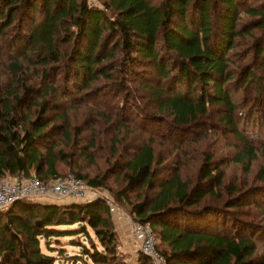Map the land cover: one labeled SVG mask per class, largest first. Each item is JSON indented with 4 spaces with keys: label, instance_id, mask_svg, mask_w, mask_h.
<instances>
[{
    "label": "trees",
    "instance_id": "obj_1",
    "mask_svg": "<svg viewBox=\"0 0 264 264\" xmlns=\"http://www.w3.org/2000/svg\"><path fill=\"white\" fill-rule=\"evenodd\" d=\"M98 1L0 0V42L13 56L6 62L10 78L0 85V177L32 175L46 182L67 174L57 166L64 163L91 189L106 190L113 198L110 201L131 220L147 223L168 264H264V257L255 255L257 244L252 238L258 225L235 219L234 230L225 229L229 215L225 207L241 208L243 194L235 197L233 187H228L232 196L223 206L203 204L208 197L223 199L222 173L212 157L204 158L196 167L195 179L188 180L180 175L182 159L167 166L157 159L152 137L130 145L120 138L111 145L120 148L113 150L121 161L110 169H121L115 179L124 186L115 190L108 185L107 173L90 177L73 165V158H89L97 136L85 138L78 127L68 126L50 84L39 81L41 90L22 84L25 64L40 66L44 77L59 74L55 66L62 62V77L71 80L77 92L102 80L127 93L122 81L146 62L153 76H140L139 86L156 111L170 117V127L181 129L204 117L209 107L222 106L221 121L244 144L241 156L252 160L255 148L238 128L236 105L226 86L234 77L228 55L236 38H252L251 52L264 69V0ZM241 75L245 87L254 71L247 68ZM151 81L160 85L155 87ZM63 90L69 93L66 85ZM133 99L138 100L136 94ZM51 101L53 114L47 116ZM120 107L123 115L133 114L125 102ZM133 108L140 115L139 104ZM253 116L248 122L255 121ZM142 117L140 128L145 130L163 122L153 115ZM259 175L264 176V165ZM256 195L264 200V194ZM106 199L100 195L90 201L63 203L27 197L15 200L0 211V264H53L56 260L151 264L139 252L133 262L119 252V234ZM64 236L78 253L67 254L59 248L56 256L40 248V239L50 250L49 240L58 242Z\"/></svg>",
    "mask_w": 264,
    "mask_h": 264
},
{
    "label": "rangeland",
    "instance_id": "obj_2",
    "mask_svg": "<svg viewBox=\"0 0 264 264\" xmlns=\"http://www.w3.org/2000/svg\"><path fill=\"white\" fill-rule=\"evenodd\" d=\"M91 1L95 4H100L98 0ZM242 17L245 18V16ZM256 33L259 34V32ZM252 41L253 39H249V37H245L244 39L240 37L236 38L235 47L228 55L232 58L233 65L231 66V70L234 73V77L226 85L236 105V115L239 117L238 128L242 130L249 143L255 148V158L252 160L241 156L240 153L244 148V144L241 143L240 139L235 138L231 129L221 121L222 106L209 107L204 117L198 118L190 123V125L183 126L181 129L170 127V117L167 114L158 113L153 106V101L148 99L146 91L139 86L140 80H142L141 78L139 79L140 76L147 77V79L153 76L152 68L146 62L139 63L135 67L136 71L134 70V73L130 72L126 76L127 80L122 81L128 87L127 93L126 91L120 92L119 87L113 86V83L110 84L102 80L92 83V87L89 89L77 92L71 80L67 81L63 79L64 72L62 67H60L63 64L62 62H59L55 66L58 69L57 73L60 72L59 74L48 73L44 77H41L40 66L37 64H25L23 66L24 73L22 77L24 83L22 84L39 90L42 89L39 86V81L43 80L46 84H50L51 94L53 87L54 97L58 101L56 104L60 105L59 111L64 112L68 117V126L71 129L78 127L85 138L93 135L97 136V145L92 147L88 155L89 158L85 160L78 158L79 162L78 159L73 158V165H79L82 173L90 177H94V175L105 176V173H107L108 185L115 190L124 186L123 181L120 180L119 182L115 179L121 169H110L113 163L121 161L115 152L117 150H113V148H118V150L120 148L118 145L114 144V147L111 145L120 138L122 141L124 139L125 141L127 140L125 144L130 145L138 144L142 140L152 137L154 139L153 146L155 147L157 159L162 160L163 166L173 165L176 158L182 159L183 164L180 165V175L182 178L188 180L195 179L194 172L196 167L204 158L207 156L212 157V164L218 167L222 173L223 199L217 200L213 197H208L203 204H212L218 207L223 206L225 199L232 196L227 192L228 187H233L231 191L235 194V197L243 194L240 201L244 205L241 208L225 207L229 214L225 229L234 230L235 226L233 222L235 219L243 221L248 225H258V228H255L257 231L252 234V238L257 244L255 255L256 257H264V200L256 195V193L264 194L260 193V189L264 187V176L259 175V170L264 165V156L262 155L264 152V69L260 67L258 63L259 59L257 60L251 52L252 48L250 46ZM11 57H13L11 56V52L3 42H0V85L4 79L10 78L6 62L12 60ZM247 68L249 70L253 69L254 77L245 87H242L244 80H242L241 72ZM119 74L120 72L116 74V71H114V75L118 76ZM151 83L155 87L160 85L158 82L151 81ZM63 85L68 87V94L64 92ZM17 91H21V88L17 87ZM135 94L138 98L137 101L133 99V95ZM123 102H125V105L132 106L131 110L133 114L131 115L133 117L129 116L127 112L124 115L121 113L123 111L120 106ZM27 103L26 100L25 104ZM137 103L140 107V115H138V110L135 111L133 108ZM53 110L54 105L51 101L46 115H52ZM98 112H102L103 116H99ZM254 113L255 117L253 116L251 120L255 119V121L248 122V119ZM121 114L125 116L124 119ZM146 115L150 117L153 115L156 119L163 122L152 125L146 128V130L140 128L142 116L145 117ZM61 122H58V124H61ZM71 131L74 133V130ZM58 145L61 148L63 142ZM57 166L61 173H67L66 175L72 174L64 163ZM97 191L100 195L113 200L106 190L99 188ZM135 192L132 193L133 198ZM34 200L49 201L40 198ZM254 200L260 204L258 205ZM115 205L122 213L124 217L123 221L126 222V219H130L127 212L118 204L115 203ZM253 205H258V207L256 208ZM114 217L118 216L114 215ZM73 238L76 239V237ZM120 239L119 236V252L127 261L133 262L138 253V244L134 241L131 230V242L127 244L129 248L126 249V247L121 245L120 241L122 239ZM43 241L44 239H40V248L44 251H49L52 255L58 256L60 254L59 248H65L67 254L79 252L77 247L70 245V239L67 236L59 238L58 242L56 239L51 238L49 240V245L52 247L50 250H47L43 246ZM53 264L68 263H64L63 260H58V262L56 260Z\"/></svg>",
    "mask_w": 264,
    "mask_h": 264
},
{
    "label": "built area",
    "instance_id": "obj_3",
    "mask_svg": "<svg viewBox=\"0 0 264 264\" xmlns=\"http://www.w3.org/2000/svg\"><path fill=\"white\" fill-rule=\"evenodd\" d=\"M99 196L97 190L91 189L85 181L74 174L62 176V178H51L46 182L38 180L32 175L4 174L0 177V211H4L12 202L24 197L62 203L90 201ZM106 202L111 214L124 219L109 197ZM126 224L131 230L134 241L138 244L139 253L146 255L151 264H168L165 256L158 250L157 239L147 223L143 224L128 218Z\"/></svg>",
    "mask_w": 264,
    "mask_h": 264
},
{
    "label": "crops",
    "instance_id": "obj_4",
    "mask_svg": "<svg viewBox=\"0 0 264 264\" xmlns=\"http://www.w3.org/2000/svg\"><path fill=\"white\" fill-rule=\"evenodd\" d=\"M114 223H115V228L118 231V234L120 236V243L121 245H123L124 247L129 248V246L127 244H129L131 242L130 239V230L127 227V224L125 221H123L122 218L120 217H114ZM132 247V246H130Z\"/></svg>",
    "mask_w": 264,
    "mask_h": 264
}]
</instances>
